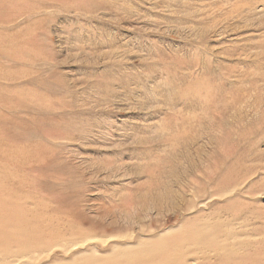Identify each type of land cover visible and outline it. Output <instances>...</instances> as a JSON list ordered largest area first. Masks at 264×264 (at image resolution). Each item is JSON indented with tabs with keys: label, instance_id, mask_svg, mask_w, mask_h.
<instances>
[{
	"label": "rangeland",
	"instance_id": "374dc122",
	"mask_svg": "<svg viewBox=\"0 0 264 264\" xmlns=\"http://www.w3.org/2000/svg\"><path fill=\"white\" fill-rule=\"evenodd\" d=\"M0 264H264V0H0Z\"/></svg>",
	"mask_w": 264,
	"mask_h": 264
},
{
	"label": "bare ground",
	"instance_id": "6f19581e",
	"mask_svg": "<svg viewBox=\"0 0 264 264\" xmlns=\"http://www.w3.org/2000/svg\"><path fill=\"white\" fill-rule=\"evenodd\" d=\"M253 92V91H252ZM222 182H221V180H219L218 182H217V184L218 185H220ZM192 184H193V189L197 192V188H198V181H197V178H195V179H193V181H192ZM235 184V183H234ZM230 185H233V184H231L230 183ZM236 192V191H239L237 188H233V189H231L230 191H226V192H224V194H226V193H230V192ZM210 198V197H209ZM190 232V231H189ZM184 250V249H183ZM166 261V260H165ZM251 263V262H250Z\"/></svg>",
	"mask_w": 264,
	"mask_h": 264
}]
</instances>
